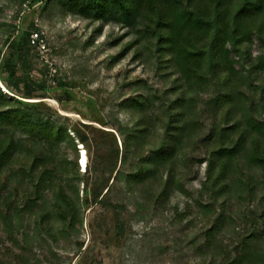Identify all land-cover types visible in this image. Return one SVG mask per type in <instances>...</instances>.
Returning a JSON list of instances; mask_svg holds the SVG:
<instances>
[{
  "label": "rangeland",
  "instance_id": "374dc122",
  "mask_svg": "<svg viewBox=\"0 0 264 264\" xmlns=\"http://www.w3.org/2000/svg\"><path fill=\"white\" fill-rule=\"evenodd\" d=\"M66 1L0 0V87L8 92L7 98L24 101L34 116L66 129L54 151L69 168L59 165L55 184L62 182L72 198V191L79 189V214L61 231L63 222L46 214L54 202L52 191L44 197L47 201L18 204L17 217L0 192V264H199L204 259L199 248L206 224L198 204L206 166L200 161L206 158L202 147L211 124L225 115L212 103L217 91L212 86L198 100L193 146L187 149V161L177 164L186 192L175 191L165 201L151 198L156 183L143 186L129 179L140 165L132 154H125V133L130 130L122 126L133 124L130 100L151 98L145 106L152 115L160 111L162 100L176 96H166L175 82L170 69L163 68L167 63L160 60L155 29L147 33L143 25L132 30L117 21L83 17ZM36 33L39 39L33 42ZM24 38L30 41L24 59L18 52L11 57L10 42L24 48ZM262 46L261 40L253 43L254 56H264ZM248 90L256 93L253 104H257L260 87L254 83ZM258 118L264 122V114ZM16 133L19 139L24 135L19 129ZM158 136H153V143ZM83 150L87 172L79 162ZM75 162L80 175L71 171ZM253 170L260 172L257 167ZM96 176L101 178L98 184L91 181ZM19 180L20 190L34 187L28 173ZM106 184L111 187V204L117 207L104 206L96 197ZM186 193L194 202L183 219L176 211L183 212Z\"/></svg>",
  "mask_w": 264,
  "mask_h": 264
},
{
  "label": "trees",
  "instance_id": "16d2710c",
  "mask_svg": "<svg viewBox=\"0 0 264 264\" xmlns=\"http://www.w3.org/2000/svg\"><path fill=\"white\" fill-rule=\"evenodd\" d=\"M65 5L104 23L117 21L132 30L143 25L147 33L155 29L160 60L167 63L163 68L170 69L175 82L166 96H176L162 100L160 111L152 115L145 106L151 98L130 100L133 124L122 126L130 130L125 133V154H132L140 165L129 179L143 186L156 183L151 198L165 201L175 191L186 192L177 164L189 157L187 149L193 146L198 128L197 105L214 87L212 103L225 115L211 124L202 147L206 158L200 161L206 166L198 204L206 224L199 248L204 259L199 264H264V209L260 211L264 206V122L258 118L264 114V56H254L252 50L257 39L264 48V0H68ZM11 43L9 55L18 52L24 59L30 41L23 39L24 48ZM254 83L260 87L257 104H253L256 93H248ZM59 84L64 82L59 79ZM7 94L0 87V192L17 217L21 213L18 204L46 200L52 191L54 202L46 214L63 222L62 231L67 221H75L80 207L78 188L72 198L62 182L55 184L59 165L69 168L67 160L60 161L54 151L66 129L42 121L24 107V101L7 98ZM27 94L32 96V87ZM36 103L33 109L38 108ZM18 129L24 132L20 139ZM156 133L159 136L153 143ZM254 167L259 174L253 173ZM71 169L80 175L76 162ZM22 173L31 177L32 190L17 187ZM100 180L96 176L91 181L98 184ZM186 196L183 212L176 211L183 219L190 215L194 202ZM96 197L104 206L117 207L111 204L107 184Z\"/></svg>",
  "mask_w": 264,
  "mask_h": 264
},
{
  "label": "bare ground",
  "instance_id": "6f19581e",
  "mask_svg": "<svg viewBox=\"0 0 264 264\" xmlns=\"http://www.w3.org/2000/svg\"><path fill=\"white\" fill-rule=\"evenodd\" d=\"M79 162H80V166L84 167L83 169H86V167H87V154H86L85 150H83L82 153L80 154Z\"/></svg>",
  "mask_w": 264,
  "mask_h": 264
},
{
  "label": "built area",
  "instance_id": "2783aa9c",
  "mask_svg": "<svg viewBox=\"0 0 264 264\" xmlns=\"http://www.w3.org/2000/svg\"><path fill=\"white\" fill-rule=\"evenodd\" d=\"M39 39V34L36 33L34 36H33V42H36L37 40Z\"/></svg>",
  "mask_w": 264,
  "mask_h": 264
}]
</instances>
